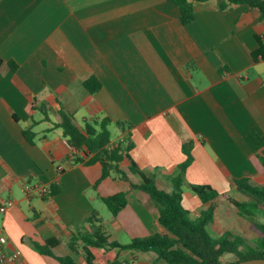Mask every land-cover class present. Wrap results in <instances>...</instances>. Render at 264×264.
Listing matches in <instances>:
<instances>
[{
    "label": "crops",
    "instance_id": "crops-1",
    "mask_svg": "<svg viewBox=\"0 0 264 264\" xmlns=\"http://www.w3.org/2000/svg\"><path fill=\"white\" fill-rule=\"evenodd\" d=\"M218 3H195L194 21L183 26L168 0H0V206L14 203L0 212V252L18 254L0 264H59L35 245L77 264H166L153 251L94 247L77 236L95 239L86 222L92 214L108 243L168 236L157 206L131 188L140 178L128 169L135 164L171 192L188 144L182 206L199 218L210 203L191 186L211 187L218 197L206 230L216 238L229 233L217 203L253 202L227 195L244 193L233 181L264 188L249 133L264 136V19L247 6L220 10ZM90 78L100 83L95 93L84 86ZM42 103L64 109L81 128L109 119L108 146L131 145L119 163L126 178L110 171L100 181L99 162H74L62 130L39 111ZM28 128L33 144L22 135ZM39 181L59 193L26 198L25 184ZM118 193L126 205L114 217L101 198Z\"/></svg>",
    "mask_w": 264,
    "mask_h": 264
},
{
    "label": "trees",
    "instance_id": "trees-1",
    "mask_svg": "<svg viewBox=\"0 0 264 264\" xmlns=\"http://www.w3.org/2000/svg\"><path fill=\"white\" fill-rule=\"evenodd\" d=\"M176 5L180 12L179 20L183 26L194 21V4L202 3L209 0H168ZM218 8L225 10L234 5L247 6L256 10L260 19H264V0H218ZM264 42V39H263ZM264 44V43H263ZM262 47L264 48V45ZM11 68H15L11 65ZM84 86L90 93H95L100 89V83L95 78H90L84 82ZM44 120L50 121L54 128L62 130L64 137L68 139L69 145L81 156L74 154L73 161L76 163L93 164L99 162L102 166L100 181L108 177L110 171L119 173L122 178H126L125 172L119 168V163L123 157L127 156L130 150V143L118 144L110 147V133L108 125L109 119H103L99 122L94 120L92 125L86 124L83 128L79 127L73 116L60 108L54 111L49 105L42 103L39 106ZM117 127L125 125L123 122H115ZM129 125V124H128ZM98 127V130L95 128ZM130 126V125H129ZM250 136L254 142L257 152L252 156L251 163L257 172H264V136L258 135L255 131H250ZM22 135L30 144L34 142V133L31 128L22 131ZM190 145L182 146L186 155V160L178 165L179 173L177 177L171 180L173 189L171 192H165L157 187L153 176H147L142 173L135 164L131 163L129 172L140 178L139 184H131V188L139 189L148 195L158 208V223L166 230L168 236L153 235L141 239H133L128 244L120 245L117 243L107 242V239L101 233L100 227L94 226L96 214L87 218V223L95 228V239L85 238L83 234H78L86 245L94 247H108L119 249L136 250L139 252L153 251L157 258L166 264H232L251 259H264V224L257 226L260 230V236L256 248H246L245 251L240 249L239 238L229 239L228 235L212 239L209 237L206 226L212 221V214L215 206L214 201L218 193L209 186L196 185L191 186L192 191L197 195L202 203H210L199 218L190 220L187 212L182 206V179L186 169L192 162L190 154ZM89 160L84 162L88 156ZM234 186L240 192L247 193L261 201H264V188L255 187L248 183L247 179H235ZM59 187L56 184H49V196L59 193ZM112 216L125 207L126 198L123 193L101 198ZM238 210L246 203L240 204L234 200L228 199ZM78 238H72L69 247L73 251L74 243ZM35 249L44 256L54 258L59 264H77L71 257H55L47 246H34ZM229 254L234 256V261L222 263L221 257Z\"/></svg>",
    "mask_w": 264,
    "mask_h": 264
},
{
    "label": "rangeland",
    "instance_id": "rangeland-1",
    "mask_svg": "<svg viewBox=\"0 0 264 264\" xmlns=\"http://www.w3.org/2000/svg\"><path fill=\"white\" fill-rule=\"evenodd\" d=\"M249 184L255 187L263 188L261 185L253 182ZM166 188H164V190H166ZM227 195H231L232 198L236 197L237 199L245 202L250 198L253 202H246V204L239 210L227 205L225 202L217 203L220 223L224 225L227 230H230L229 233H225L224 235L227 234L229 239L235 237L241 239L240 249L242 251H245L246 248H256L258 238L261 235L257 226L264 224V201H261L247 193L237 194L234 196L228 192ZM189 219L194 220L193 217H190ZM212 231L213 229H207L209 237L212 239H218ZM105 248L107 249V247ZM232 261H234L233 255L226 254L221 257L222 263Z\"/></svg>",
    "mask_w": 264,
    "mask_h": 264
},
{
    "label": "built area",
    "instance_id": "built-area-1",
    "mask_svg": "<svg viewBox=\"0 0 264 264\" xmlns=\"http://www.w3.org/2000/svg\"><path fill=\"white\" fill-rule=\"evenodd\" d=\"M110 148V147H109ZM75 154V150H72L70 153V158L73 159ZM24 194L26 198L37 197V198H45L49 196V184L43 182H35V183H26L24 186ZM12 201H6L0 206V212L5 213L9 208L13 206ZM5 243L4 236H0V245ZM18 254L13 253L11 255H6L0 252V263H14L17 260Z\"/></svg>",
    "mask_w": 264,
    "mask_h": 264
},
{
    "label": "water",
    "instance_id": "water-1",
    "mask_svg": "<svg viewBox=\"0 0 264 264\" xmlns=\"http://www.w3.org/2000/svg\"><path fill=\"white\" fill-rule=\"evenodd\" d=\"M232 264H264V259H251V260H245V261L236 262Z\"/></svg>",
    "mask_w": 264,
    "mask_h": 264
}]
</instances>
